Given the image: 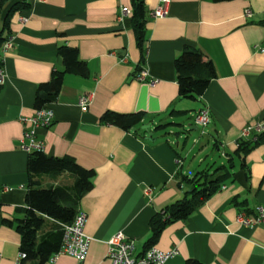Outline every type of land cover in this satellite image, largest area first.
<instances>
[{"label":"crops","instance_id":"0c3cea01","mask_svg":"<svg viewBox=\"0 0 264 264\" xmlns=\"http://www.w3.org/2000/svg\"><path fill=\"white\" fill-rule=\"evenodd\" d=\"M18 1L6 0L0 8V31L6 11ZM144 1L143 60L131 14L121 15L124 7L132 10L131 0H25L27 5L11 14L3 35L8 32L12 46L0 48V264L18 263L20 235L13 220L20 216L16 208L24 205L28 182V151L20 147V138L29 127L24 119L34 114L38 84L63 66L59 45L77 48L88 75H64L56 100L48 105L53 121L37 129L36 139L44 153L71 156L95 175L79 203L90 237L85 259L59 254L45 264H109L107 241L118 231L135 241V254L142 253L150 217L183 197L188 189L183 175L199 170L183 169L184 157L195 148L197 154L212 148L227 164L225 153L236 148L244 127L264 121V0H166L158 17L152 11L161 0ZM184 45L198 47L216 68V77L197 98L178 95L174 59ZM141 68L153 84L134 78ZM82 94L91 95L85 110L78 105ZM204 107L210 122L188 147L194 114ZM106 110L147 113L142 125L150 124L151 135L142 125L134 131L101 123ZM186 116L191 119L177 122ZM159 123L166 124L155 128ZM170 124L187 133L175 132L174 138L158 133ZM245 164L234 157L221 189L162 230L153 245L178 250L166 264H185L188 258L203 264H264V224L238 220L240 213L254 216L264 206V142L247 152ZM44 182L70 185L73 180L64 173ZM146 187L152 189L150 198Z\"/></svg>","mask_w":264,"mask_h":264},{"label":"trees","instance_id":"16d2710c","mask_svg":"<svg viewBox=\"0 0 264 264\" xmlns=\"http://www.w3.org/2000/svg\"><path fill=\"white\" fill-rule=\"evenodd\" d=\"M5 1L0 0V8ZM26 5L25 0H20L13 3L6 11L2 19L0 45L8 37V32L3 35V31L9 27L11 14ZM131 8V26L136 44L141 51V60H143L148 10L144 0H131ZM57 52L62 58L63 66L60 69L54 68L49 79L38 84L33 101L35 109L48 106L56 100L66 73L88 75L86 62L78 57L76 47L61 44L57 47ZM2 65L0 58V67ZM174 68L178 95L182 98L199 97L209 82L216 77V68L212 60L206 58L198 47L191 45H184L182 51L175 57ZM1 86L2 84L0 89ZM146 118L147 113L143 111L122 113L106 110L99 117V121L125 130L136 131L140 129V125ZM165 124L159 123L155 128L158 129ZM262 142H264V126L259 131L252 129L246 136L240 135L236 140V148L232 152L225 153L228 156L227 164L232 166L233 158L238 157L240 166L246 168L245 155ZM227 164L223 163L214 168L209 164L196 171L192 177L183 175L182 180L187 182L188 189L183 197L165 204L150 217V235L145 241V249L156 242L168 224L186 219L200 204L221 189L231 175ZM27 172L25 202L23 206L16 208L20 216L13 220L15 229L20 235V252L25 253L17 264H45L60 249L64 236L61 224L73 222L80 209L79 203L82 196L92 187L95 172L93 169L80 166L71 156H52L44 153L42 149H33L28 152ZM64 173L72 178V184L44 182V177L55 179ZM235 203L244 204L237 201ZM46 220L50 223L43 229ZM4 221L12 223V220L4 219ZM185 264L203 263L197 259L188 258Z\"/></svg>","mask_w":264,"mask_h":264},{"label":"built area","instance_id":"2783aa9c","mask_svg":"<svg viewBox=\"0 0 264 264\" xmlns=\"http://www.w3.org/2000/svg\"><path fill=\"white\" fill-rule=\"evenodd\" d=\"M166 0H161V3L152 11L154 17L161 16L165 13L164 4ZM132 10L129 8H122L121 15H130ZM245 14L247 17L251 16L250 10L246 9ZM12 46V37H7L0 48L6 51ZM139 81L148 80L149 83H154L155 80L151 79L147 70L144 68L139 69L135 75ZM4 79L3 68L0 67V84ZM90 94H82L78 98V105L82 110L87 108L90 102ZM54 113L49 106L35 109L34 114L24 119L29 127L23 131L20 138V147L26 151L33 149H42L43 144L36 139V131L39 128L48 127L53 121ZM210 122L209 109L207 107L201 108L194 114V123L198 127H206ZM264 126V121L258 122L255 125H247L242 130V135L246 136L252 129L261 130ZM179 163L180 160H177ZM152 189L146 187L144 194L150 198ZM86 213L79 209L76 213L74 220L70 224H61L64 229L63 241L60 249L51 257L54 259L59 254H67L74 257L78 261H83L88 253L90 237L84 233V225L86 222ZM238 220L242 224L254 225L257 223L264 224V206H258L256 214L249 216L242 212L238 215ZM178 254L175 248L169 250H162L155 245H150L140 254H135V241L127 237L123 232L118 231L114 233L107 241V250L105 258L108 259L109 264H166L170 257ZM25 256L24 252H20L18 261Z\"/></svg>","mask_w":264,"mask_h":264},{"label":"rangeland","instance_id":"374dc122","mask_svg":"<svg viewBox=\"0 0 264 264\" xmlns=\"http://www.w3.org/2000/svg\"><path fill=\"white\" fill-rule=\"evenodd\" d=\"M189 119H191V118L189 116H186V117H182V118L179 117V119H176V120H178L177 122L181 123L183 120L186 122ZM204 128L205 127L200 126L198 130H192V131L189 130L188 133H190V135H189V139H188V145H189L188 147L192 146L191 137L193 135L200 136L201 131ZM185 129L186 128L182 127L180 124H170V125H168V127L165 130H161L158 133L162 134L163 132H169V133H167V136L174 138L175 134H173V133L180 132L179 134L183 135V134L187 133L185 131ZM181 141L182 140L179 139V142H181ZM196 151H197V148H195L194 151L189 154V156L184 157L183 169L186 170L190 166H193L197 169H201V168H204L205 166H208L209 164L212 165L214 168V167L220 165L221 163H226V159L223 156H221L220 152L216 151L212 148H209V149L206 148L202 153H198V154L196 153ZM199 157H201V158H199ZM200 159H202V161H200ZM49 223H50V221L46 220V222L43 225V229L48 227Z\"/></svg>","mask_w":264,"mask_h":264},{"label":"water","instance_id":"95a60500","mask_svg":"<svg viewBox=\"0 0 264 264\" xmlns=\"http://www.w3.org/2000/svg\"><path fill=\"white\" fill-rule=\"evenodd\" d=\"M149 126H150V124L147 123V124H145V125H142L141 127H142L143 129H146V130L148 131ZM194 129L197 130V129H198V126H197V125H194ZM148 135H151V132L148 131Z\"/></svg>","mask_w":264,"mask_h":264}]
</instances>
